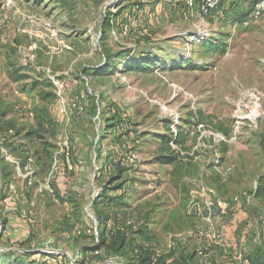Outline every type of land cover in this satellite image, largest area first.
Instances as JSON below:
<instances>
[{
  "label": "rangeland",
  "instance_id": "obj_1",
  "mask_svg": "<svg viewBox=\"0 0 264 264\" xmlns=\"http://www.w3.org/2000/svg\"><path fill=\"white\" fill-rule=\"evenodd\" d=\"M256 1L223 0L204 15L201 0H0V129L13 130L3 144L23 166L32 157L35 186H53L37 193L0 157L15 195L9 211L0 205V244L51 250L49 264H134L139 246L166 264L187 254L190 264L264 258V200L254 198L264 174ZM240 87L263 94L254 126L233 116ZM102 194L129 206L102 205ZM116 211L138 225L130 246L92 255L97 220Z\"/></svg>",
  "mask_w": 264,
  "mask_h": 264
},
{
  "label": "trees",
  "instance_id": "obj_2",
  "mask_svg": "<svg viewBox=\"0 0 264 264\" xmlns=\"http://www.w3.org/2000/svg\"><path fill=\"white\" fill-rule=\"evenodd\" d=\"M223 0H220V3ZM219 3V4H220ZM248 16L247 11H241L236 15V19L238 22L244 21ZM108 18L109 16L106 15L104 17L103 25L108 24ZM28 157V156H27ZM26 157V158H27ZM162 163H169L172 161V158L168 157L162 160H159ZM256 188L254 190V198L257 200H264V174L257 179L256 182ZM103 197L101 204L102 205H111V202H115L120 210L123 208H126L129 206L128 204H125L124 200H110L109 196H104V194L101 195ZM116 195H113V198ZM132 220L124 219L119 211L115 212V216L113 219L107 216L100 217V219L97 220V235L91 234V236L94 238L96 244L89 249V251L92 253V255L99 254V251L105 250L106 253H109L110 251H122L125 250L127 246L129 245V231L134 232L138 229V225H133ZM4 223V222H3ZM99 223H101V227L99 226ZM152 227V226H151ZM148 226V230H153ZM141 230L140 232V238L144 241H148L151 239L149 236V233ZM100 232V233H99ZM87 249H83L84 254L88 253L89 251H86ZM21 259L15 258V253L8 252L4 254L3 257H0V264H49L46 259L47 258H56L58 254L50 253V254H44L42 251H35V250H26L23 252L18 253ZM135 254V261L134 264H166V260L161 257L160 254H157L155 250H152L148 247L139 246L134 250ZM57 255V256H56ZM85 255H82V258ZM46 257V258H45ZM45 258V259H44ZM181 258L183 259V263L177 262L176 264H190V255H181ZM249 264H264V258H262L257 251H254L252 254L251 259L248 261Z\"/></svg>",
  "mask_w": 264,
  "mask_h": 264
},
{
  "label": "built area",
  "instance_id": "obj_3",
  "mask_svg": "<svg viewBox=\"0 0 264 264\" xmlns=\"http://www.w3.org/2000/svg\"><path fill=\"white\" fill-rule=\"evenodd\" d=\"M189 5H192L193 0H187ZM220 0H201L199 5V10L202 14L208 15L213 10H215L219 6ZM140 11V10H139ZM264 14V0H257L253 6L251 7L249 18L257 19ZM123 30H128V25L123 24L121 26ZM146 28H142L139 31V34L144 36L146 34ZM239 97L235 102L233 108V116L236 118L238 123H242L246 121L250 126H254L257 120L262 116V107L261 100L263 94L254 87L248 88H238ZM13 134V130L11 128H6L4 130L0 129V157L4 158L8 161L14 169L15 175L18 178H22L25 180L26 186H35V180L33 177V159L32 157L26 158V164L23 166L20 164L19 160L15 156H10L7 148L4 146L3 141L6 140V136H11ZM35 190L39 194H52L53 186L49 179H47L43 183H39L35 186ZM2 195V196H1ZM13 188L10 185L2 184V180L0 178V205L3 206L4 210L9 205L11 198L14 197ZM209 202L208 204H210ZM216 208L220 213H226L229 208V202L226 200H215ZM207 204V206H209ZM5 206V207H4ZM9 209V208H8ZM28 210L20 209L18 212V217L22 220H26L28 218ZM52 252L51 250H43L42 252ZM200 253V252H199ZM244 264H249L248 261H244Z\"/></svg>",
  "mask_w": 264,
  "mask_h": 264
},
{
  "label": "crops",
  "instance_id": "obj_4",
  "mask_svg": "<svg viewBox=\"0 0 264 264\" xmlns=\"http://www.w3.org/2000/svg\"><path fill=\"white\" fill-rule=\"evenodd\" d=\"M245 1H247L246 3H248L250 0H245ZM248 5H249V3H248ZM12 209V208H11ZM9 211L10 209H8V207L5 209V211ZM11 216H14L15 217V215H12V214H10L9 212H8V214H7V216H6V219H8V218H11ZM13 218V217H12ZM3 238V236H1L0 237V239H2ZM22 250V252L23 251H26V250H28V249H21ZM21 250H14V249H12V248H5V246L2 244H0V257H3L4 256V254H6V253H8L9 251H11V252H13V251H17V252H19V251H21ZM35 251H38V250H35ZM16 252V253H17Z\"/></svg>",
  "mask_w": 264,
  "mask_h": 264
}]
</instances>
